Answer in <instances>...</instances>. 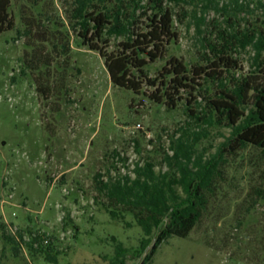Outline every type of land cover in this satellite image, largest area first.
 I'll use <instances>...</instances> for the list:
<instances>
[{"label": "trees", "instance_id": "obj_1", "mask_svg": "<svg viewBox=\"0 0 264 264\" xmlns=\"http://www.w3.org/2000/svg\"><path fill=\"white\" fill-rule=\"evenodd\" d=\"M258 3L262 17L251 21L241 17L251 14L246 0H13L20 20L15 32L25 40L22 74L34 77L46 100L65 102L75 96L73 80L81 69L73 57L86 50L104 60L111 82L131 92L132 102L142 95L156 107L182 110L186 117L170 139L165 169L146 160L121 173L117 165L126 159L114 150L103 158L106 172L94 176L99 207L114 221L142 230L140 252L153 241L156 248L170 236L188 237L224 192L229 176L235 177V164L244 162L249 150L264 158V0ZM208 10L222 20L202 29ZM189 17L202 35L196 63L173 55L150 77V65L180 38L177 22ZM243 53L250 54L249 71ZM213 133L223 140L209 142ZM253 188L263 192L260 186ZM129 214L133 222L127 221ZM1 229L16 254L28 248L57 262L48 234L13 233L6 224ZM128 252L118 243L112 264H125Z\"/></svg>", "mask_w": 264, "mask_h": 264}, {"label": "rangeland", "instance_id": "obj_2", "mask_svg": "<svg viewBox=\"0 0 264 264\" xmlns=\"http://www.w3.org/2000/svg\"><path fill=\"white\" fill-rule=\"evenodd\" d=\"M246 2L251 14L241 17L261 19L259 0ZM205 17L202 29L222 20L213 10ZM19 21L13 0H0V264H112L118 243L129 249L125 264H264V158L252 150L235 164V177L229 176L224 192L188 237L170 236L156 248L153 241L140 252L142 230L114 221L99 207L94 176L106 172L103 158L114 150L126 159L117 165L121 173L146 160L154 161L157 170L165 169L162 160L165 153L172 154L170 139L186 117L182 110L168 112L142 95L132 102L131 92L111 82L104 60L86 50L73 57L81 69L73 80L75 96L65 102L46 100L34 77L22 74L25 40L15 32ZM176 28L180 38L150 65V77L173 55L196 63L202 35L195 21L189 17ZM241 61L249 71L250 54L243 53ZM222 140L213 133L209 142ZM11 194L14 206L3 204ZM127 221H134L131 214ZM2 224L13 232L48 234L57 262L28 248L16 254L3 238Z\"/></svg>", "mask_w": 264, "mask_h": 264}, {"label": "built area", "instance_id": "obj_3", "mask_svg": "<svg viewBox=\"0 0 264 264\" xmlns=\"http://www.w3.org/2000/svg\"><path fill=\"white\" fill-rule=\"evenodd\" d=\"M13 195L11 194L10 196H8V199H5V200H3L2 201V203L3 204H9V205H11V206H14V203H13ZM14 216H16V214L14 213ZM12 232H13V230H12ZM13 233H15V232H13Z\"/></svg>", "mask_w": 264, "mask_h": 264}]
</instances>
